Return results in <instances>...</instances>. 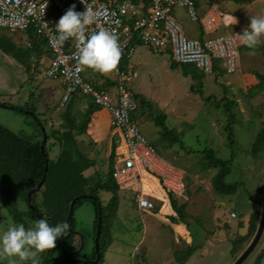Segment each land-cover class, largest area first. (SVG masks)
Wrapping results in <instances>:
<instances>
[{"label": "rangeland", "instance_id": "obj_1", "mask_svg": "<svg viewBox=\"0 0 264 264\" xmlns=\"http://www.w3.org/2000/svg\"><path fill=\"white\" fill-rule=\"evenodd\" d=\"M193 1L199 15L204 12L202 7L207 9L212 3L211 0ZM215 2L222 10L237 13L248 20L249 24L251 17L264 16V0H255L252 7L239 13L235 10L238 4L235 1ZM176 15L187 35L196 36L198 24L190 20L186 8L177 7ZM3 34L11 37L21 47L20 55L30 54L27 47V42L31 39L28 31L0 28V36ZM261 39L259 45L264 47V37ZM240 50L241 65L235 73L227 74L222 71L206 74L189 63L197 75L194 79L191 75L185 76L181 66L171 67L168 51L159 52L145 44H137L130 60L136 76L129 87L133 93L141 94L151 101L152 110L141 104V98H136L139 104L136 122L158 153L184 173L185 192L182 197L174 198L173 201L174 206L186 204L185 210L183 217L179 218L175 208L176 215L173 216L175 220L186 224L192 239L188 241L187 238L174 234L171 222L155 217L156 212L141 211L131 191L119 190L118 204L114 209H109L105 206L109 203L112 192L100 190L104 224L99 244L102 251L106 249L110 253L105 252L103 258L93 264H151L167 255L173 256L179 264L187 261L186 264H232L248 247L254 237V227L257 225L258 228L260 223L264 198V148L258 155L252 153L256 136L264 127V88L261 89V85L251 89L249 86L244 88L243 72L257 70L264 74V53L257 49ZM42 51L41 57L33 54L23 64L13 54L0 48V125L33 143H42L46 131L50 171L46 182L36 192L35 202L49 216L43 202L45 198L51 201L53 209L50 212L54 214L57 211V201H66L84 188L94 187L99 179H108L110 138H105L108 129L106 125H99L100 128L96 130L94 128L95 136L92 135L90 125L88 132L91 135H77L74 132L77 147L72 144V149V145L68 144L69 153H64L61 139L67 124L63 115L65 87L59 78L47 75L49 50L46 44H43ZM113 69L100 72L87 67L85 74L94 82L108 81L114 76ZM191 85L195 86V92L190 90ZM111 86L106 87L113 92ZM200 89L204 96L213 95L217 101L224 95L238 100V106L233 108L237 115L234 147L229 145L225 130L228 115L223 108L217 109L214 100L206 101L202 94L197 93ZM77 93L74 95L76 99L72 114L80 120L90 98ZM3 103L5 105H1ZM12 106L27 110L20 111ZM161 114L167 116L166 126L172 131L171 135L165 134L163 127L155 121L154 115ZM206 148L214 149L216 156L222 159H230L234 154L225 182L238 183L236 192L221 194L215 190L213 180L220 167H213L205 160L201 152ZM86 159L93 161L89 168H86ZM82 171L86 181L80 176ZM1 191L0 184V233L10 225L17 224L13 214L3 203ZM26 191V183L19 181L12 185L9 196L13 199L14 208L23 214L22 224L28 227L34 225L35 221L29 212ZM162 194L163 192L160 193ZM232 212L236 213V217L231 216ZM95 220L96 210L91 200H85L74 212V231L81 232L84 238L81 254L89 258L94 257L91 255L97 233ZM112 227L117 228L113 230L115 241L111 249H108L110 237L107 231ZM68 235L73 236L70 231ZM68 235L62 238L66 241ZM193 246L198 248L194 254L187 255V248ZM62 255L61 250L49 253L47 249L37 252L35 259L38 264H45ZM259 256V264H264V232L256 248L242 264H254ZM0 264H31V260H21L18 256L0 257Z\"/></svg>", "mask_w": 264, "mask_h": 264}, {"label": "built area", "instance_id": "obj_2", "mask_svg": "<svg viewBox=\"0 0 264 264\" xmlns=\"http://www.w3.org/2000/svg\"><path fill=\"white\" fill-rule=\"evenodd\" d=\"M78 12L87 6L99 13L96 21L86 27V33L106 28L118 37L121 56L133 57L135 38L155 51L170 52L173 61L193 64L206 74H215V62L225 73H235L240 67L239 35L249 26L245 21L232 32L227 31L204 39L187 35L176 15V8L184 6L194 23H201L207 33L220 26H229L233 16L216 7L200 16L193 0H0V28L28 31L32 29L45 40L49 50L47 75L59 78L65 87L63 105L72 94L89 96L99 107L109 110L112 124L125 140L126 151L117 154L114 162V178L119 190L133 193L137 207L144 212H156L165 216L176 214L174 198L185 192L184 173L166 161L157 148L141 132L134 117L139 108L137 99L129 87L134 79L131 65L113 69L115 85L97 87L85 74L87 66L79 62L77 38L59 41L57 23L70 6ZM32 48V40L27 42ZM163 191L156 194L157 189ZM236 217V213H231Z\"/></svg>", "mask_w": 264, "mask_h": 264}, {"label": "trees", "instance_id": "obj_3", "mask_svg": "<svg viewBox=\"0 0 264 264\" xmlns=\"http://www.w3.org/2000/svg\"><path fill=\"white\" fill-rule=\"evenodd\" d=\"M231 1H236V2H242V3H251L254 0H231ZM28 32L30 33V38L32 40L33 47L28 48L30 54H19V50L21 49L20 46H17V44L12 40L11 37L3 34L0 36V48L5 50L7 53L13 54V57L16 58L20 63L25 64L26 58H29L33 56V54L36 55V57H41L43 51H42V46L45 44V40L40 37L38 34H36L32 29H29ZM202 38V37H201ZM135 43L138 44H143L142 41H140L138 38L134 40ZM245 49H250L246 46H244ZM254 49L260 50L264 53V47L261 45H257ZM29 55V56H28ZM118 66H120L122 69H126L129 65V59L120 56V59L117 63ZM178 66H181L182 68V73L185 76L191 75L192 78H197V75L192 71L190 68L189 64H179L171 59V67L172 68H177ZM30 68V66H29ZM222 68L220 67V61L215 62V73H222ZM225 72V71H224ZM256 75L258 76L260 82L256 85H261V89L264 88V74H261L259 72H256ZM90 80H92L89 77ZM93 81V80H92ZM94 82V81H93ZM94 84L97 87H102V88H107L106 86L109 85H114L115 81L108 80L105 81L104 83H97L94 82ZM190 90L195 92L196 88L194 85L190 86ZM197 93L202 94L203 98L206 101H213L215 102V106L217 109H222L223 111L226 112L228 115V122L225 126V130L227 132V137L229 141V145L231 147H234L235 145V134H234V125L235 120H236V112L234 111V107L238 106L237 100H233L228 98L226 95H224L221 99L217 101V99H214L213 95H208L204 96L202 89L198 90ZM78 93H74L71 95L69 100L63 105L65 106V112H64V117L66 120V125H65V130L62 132V139L61 141L63 142V151L64 153H69V147L68 144H73L74 146L77 147L76 143V136L77 135H82L84 133H87V129L90 127L89 123L91 121L92 114L100 109L99 106H97L92 99L90 98L89 100V105L87 106L86 110L82 114V119L77 120L76 116L72 114V108L75 102L74 98ZM75 95V96H74ZM84 96H87L84 94ZM135 98H141V104L147 106L150 110H152V102L147 100L144 96L141 94H135ZM5 105V103L1 104ZM15 109H18L20 111H26L27 109L24 107L20 106H12ZM99 113H96L94 115V118L91 121V126H92V135L95 136V123L96 120L99 117ZM136 118V113L134 115ZM155 121L158 125L162 126L164 129L165 134L171 135L172 131L166 126V119L167 116L166 114H161L160 116L154 115ZM89 126V127H88ZM174 138H176L174 136ZM65 140V141H64ZM178 140V139H177ZM152 143V142H151ZM153 144V143H152ZM41 142H30L28 140H24L21 137L17 136L4 126L0 125V184H1V193H2V198H3V203L4 205L9 208L11 213L14 216V219L17 224L23 223V214H21L17 209L14 208L13 206V199L9 196L10 194V188L12 187L13 184L19 183V181H24L26 183V188L27 191H29L31 188L35 187L41 180L42 177L45 173V168H46V160L44 158V155L41 150ZM72 145V149H73ZM154 145V144H153ZM155 146V145H154ZM264 148V127H262L261 131L257 134L256 140L253 144V149L252 153L254 155H258L261 149ZM76 149V148H75ZM75 151V150H74ZM46 154L49 158V149L46 148ZM201 154H203L205 160L209 162V164L213 167H220V171L218 174L215 176L213 180V186L215 190L218 193L224 194V193H234L236 192L238 188V183L236 184H227L225 182V178L227 174L230 172V164L233 160L234 154H232V157L230 159H222L216 156V151L212 148H206L204 149ZM83 157V154H81ZM114 150L110 154V161H109V168L107 171V175L109 176L108 179L106 180H101L99 179L95 186L89 187V188H84L80 193L73 195L72 197L66 199V201H57V211L54 212V214L50 211H52L53 206H51V201H47V198L44 199V205L49 211V216L45 215L44 212L41 210L37 202H35V196L36 193L32 194L31 199L34 205V208L29 205V212L31 215L32 220L35 222L41 218H46L49 222L50 225L59 223V222H66V216L68 214L70 204L72 203L73 200H75V211L78 208L79 205H82L85 200H91L95 206L96 210V228H97V223H98V218L99 216L102 217V230L101 232L103 233V224H104V215H103V205H102V200L99 196V191L100 190H105V191H110L112 192V196L109 200V203L105 206L106 208L109 209H114L116 205L118 204V191H119V186L114 178ZM50 158L48 160L49 162V169L47 171V176L50 171ZM86 168H89L90 166L93 165V161L91 160H85ZM85 170V169H84ZM83 170V171H84ZM83 171L81 172V177L83 180H85V175L83 174ZM47 179V178H46ZM86 181V180H85ZM46 182V181H45ZM44 182V183H45ZM84 184V183H83ZM26 191V199L27 202L29 203L28 199V192ZM85 194L86 196L83 198L81 195ZM174 203V201H173ZM175 204V203H174ZM185 205H180L176 206L175 208L178 212L179 218L183 217V213L185 210ZM52 215V216H51ZM56 216H58L56 218ZM173 221L177 222L175 220L176 218L173 217ZM27 225V224H26ZM257 225L254 227V234L257 231ZM71 228L74 230V215L71 219ZM71 232V231H70ZM107 231V235H108ZM72 233V232H71ZM253 234V236H254ZM252 236V237H253ZM66 241L64 238L60 237L63 245L65 248H74L75 245V236H67ZM72 237V238H70ZM111 242V239L109 240ZM198 247L193 248L189 247L187 248V255L193 254V252L197 249ZM61 250L64 253V250L61 248L58 240L56 241V247L53 249H48L49 253L53 252L55 250ZM101 252V259L104 256V251H102V247L100 248ZM96 257V253L94 254ZM85 257V256H84ZM57 259V258H56ZM54 259V260H56ZM59 259V258H58ZM54 260H50L48 262H52ZM261 261V256L258 257L257 261L254 264H259ZM46 262V263H48ZM45 263V264H46Z\"/></svg>", "mask_w": 264, "mask_h": 264}, {"label": "clouds", "instance_id": "obj_4", "mask_svg": "<svg viewBox=\"0 0 264 264\" xmlns=\"http://www.w3.org/2000/svg\"><path fill=\"white\" fill-rule=\"evenodd\" d=\"M98 15L88 6L85 11L78 12L73 4L55 23V27L60 42L69 38L78 39V57L82 65L108 72L118 63L121 49L117 35L106 28L86 33V27L93 24ZM236 22V19L226 21L233 24ZM238 35L240 44L254 49L264 37V16L251 17L250 25ZM69 231L68 223L50 225L46 218L28 227L22 223L12 224L0 233V257L18 256L21 260H31V264H38L35 259L37 252L55 248L57 238L68 235Z\"/></svg>", "mask_w": 264, "mask_h": 264}, {"label": "crops", "instance_id": "obj_5", "mask_svg": "<svg viewBox=\"0 0 264 264\" xmlns=\"http://www.w3.org/2000/svg\"><path fill=\"white\" fill-rule=\"evenodd\" d=\"M212 1V3H211V6L209 7V8H205V7H202V9H203V11L204 12H202L201 14L202 15H200V16H204L211 8H213V7H216V8H218L219 10H221V11H223V12H225V13H229V14H231L232 16H233V19H236V23L235 24H231V25H229V26H220L217 30H215V31H213L212 33H207L205 30H204V28H203V26H202V24L201 23H196V24H198V33L196 34V36H194V37H197V38H199V39H204V38H206V37H209V36H213V35H217V34H220V33H225V32H227V31H230V32H232V31H234V30H236L237 28H238V26L239 25H241L242 23H244L245 21H247L248 23H249V21L248 20H246V19H243L241 16H239V15H237V13H230V12H226V11H224V10H222L221 8H220V6H219V4L218 3H216L215 1L216 0H211ZM225 1V0H224ZM255 1V0H254ZM254 1H252L251 3H242V2H236V3H238L237 5H236V7H235V10H236V12H242L243 11V9H245L244 11H246V9H249L250 7H252V5H254ZM253 3V4H252ZM181 7H184V6H181ZM179 8V7H178ZM206 9V10H205ZM199 11V10H198ZM199 13V12H198ZM250 25V24H249ZM202 37V38H201ZM137 44L138 43H136V47H137ZM241 48H243V49H245V47H244V45H241L240 46V48H239V52H240V55H241ZM245 50H247V49H245ZM250 50H253V49H250ZM169 55H170V52H169ZM132 59V58H131ZM130 59V60H131ZM170 59H171V57H170ZM15 60V59H14ZM130 60H129V65H131V67H132V71H133V73H134V77L136 76V72L134 71V66L132 65V63H130ZM16 61V60H15ZM239 61H240V65H241V60H240V58H239ZM222 68V67H221ZM240 68V67H239ZM222 70H223V68H222ZM256 72H259V71H257V70H253V71H244L243 72V87L245 88V86H249V88L251 89L253 86H256L259 82H260V80H259V78H258V76L256 75ZM259 73H261V72H259ZM262 74V73H261ZM190 76V75H189ZM89 77V76H88ZM115 77L113 76L110 80H112V81H115V79H114ZM134 80V79H133ZM106 80H104V81H101V82H97V83H104ZM230 82V81H229ZM229 82H227V84H229ZM115 85V84H114ZM114 85H112L110 88H112ZM234 88V86L231 84V89H233ZM231 99V98H230ZM238 101V100H237ZM98 112H100L99 113V117H98V119L96 120V123H95V130L96 129H98V128H100V126L99 125H106V127L108 128L107 129V133H106V136H105V138H110V146H109V152H110V154L113 152V150H114V153H115V156H114V162H115V160H116V157H117V154H124L125 153V151H126V144H125V140H124V136H123V134H122V132L119 130V129H117V128H115L114 126H113V124H112V116H111V113L109 112V110L108 109H106V108H103V107H100V109H98V110H96L93 114H92V117H91V121H92V119L94 118V115L96 114V113H98ZM101 113H102V116H101ZM91 121H90V123H89V126H90V124H91ZM101 123V124H100ZM88 126V127H89ZM87 133L88 134H90L89 132H88V129H87ZM91 135V134H90ZM91 138H92V136H91ZM104 138V139H105ZM93 139V138H92ZM103 139V140H104ZM94 140V139H93ZM95 141V140H94ZM95 142H97V141H95ZM110 154H109V156H110ZM161 192H163L160 188L159 189H157V191H156V194H158V195H160V193ZM156 213L157 214H155V217H157V218H160L162 221H165V222H167V221H170L171 222V226L173 227L172 229L174 230V234H179V235H181L182 237H185V238H187V240L188 241H191V239H192V236H191V233H190V231H189V229L187 228V226H186V224L184 223V222H182V221H177V222H173L172 220H170V218H173L174 216L172 215V216H165V215H162L161 213H159V210L158 211H156ZM176 215V214H175ZM114 229H117V228H115V227H112V229L110 228V230H109V233H108V235H109V237H110V239H111V242H110V244H109V248L108 249H111V247H112V245H114L113 243H114V241H115V239H114V237H115V234H114ZM112 231V232H111ZM176 231V232H175ZM162 235V232L160 233V236ZM144 239V238H143ZM142 239V240H143ZM141 240V241H142ZM80 243V240H79V238H76L75 239V245H77V244H79ZM148 249V248H147ZM106 250V249H105ZM104 250V253L106 252V253H110V252H108V250L107 251H105ZM195 252V251H194ZM147 253V252H146ZM194 254V253H193ZM155 260H157V259H155ZM141 261H143V260H141ZM143 264H147V263H145V262H142ZM186 263H188V261L186 262ZM186 263H184V264H186ZM91 264V263H90ZM151 264H179V262H178V260L177 259H175V258H173V256H170V255H167L166 257H164V259H161V260H157V261H155V262H153V263H151Z\"/></svg>", "mask_w": 264, "mask_h": 264}, {"label": "water", "instance_id": "obj_6", "mask_svg": "<svg viewBox=\"0 0 264 264\" xmlns=\"http://www.w3.org/2000/svg\"><path fill=\"white\" fill-rule=\"evenodd\" d=\"M45 131V129H44ZM47 140H48V136H47V133L45 131V135H44V139L40 145L41 147V150H42V153L44 155V158L46 160V168H45V173L42 177V180L33 188H31L29 191H28V199H29V204L31 207L34 208V205H33V202H32V199H31V196L32 194L36 193L37 191L40 190V188L43 186L45 180H46V176H47V171L49 169V158L46 154V143H47ZM83 198L86 196L85 194H82L81 195ZM74 212H75V200L72 201V203L70 204V208H69V211H68V214L66 216V223H68L70 225V230H72L71 228V219L74 215ZM101 230H102V217L99 216L98 218V223H97V233H96V239H95V250L97 252V258L94 259V260H88L89 263L93 264V263H98L101 259V252H100V234H101ZM263 232H264V198H263V205H262V215H261V219H260V223L258 225V228H257V231L253 237V239L251 240L250 244L248 245V247L242 252V254L232 263V264H242L249 256L250 254L253 252V250L256 248V246L258 245L262 235H263ZM73 233H75V235L79 236L81 242H80V245L77 249L75 250H69L67 248H65V246L63 245L60 237L57 238L61 248L63 250H65V252L69 255H75V254H78L80 253L83 248H84V238L81 234V232H77V231H73ZM83 261L81 258H77V257H64V258H59V259H56L52 262H49V263H46V264H68V263H75V262H81Z\"/></svg>", "mask_w": 264, "mask_h": 264}, {"label": "flooded vegetation", "instance_id": "obj_7", "mask_svg": "<svg viewBox=\"0 0 264 264\" xmlns=\"http://www.w3.org/2000/svg\"><path fill=\"white\" fill-rule=\"evenodd\" d=\"M71 232H72V234L73 235H75V233H73V231L74 230H70ZM75 236H77V235H75ZM79 237V236H78ZM96 238V237H95ZM79 245H80V243L79 244H77L74 248H68L69 250H75V249H77L78 247H79ZM96 253V250H95V247H94V249H93V253H92V255L91 256H93L94 254ZM84 255L83 254H81V252L80 253H78V254H75V255H69V254H67L66 252H65V250H64V253H63V255H62V257L61 258H64V257H77V258H81L83 261H81L80 263H89V261L88 260H94V259H96L97 258V253H96V257L94 256V257H92V258H89L88 256H85V257H83ZM101 260V259H100Z\"/></svg>", "mask_w": 264, "mask_h": 264}]
</instances>
